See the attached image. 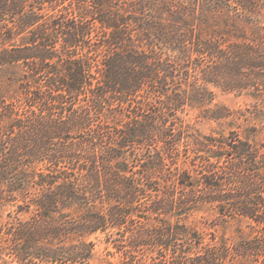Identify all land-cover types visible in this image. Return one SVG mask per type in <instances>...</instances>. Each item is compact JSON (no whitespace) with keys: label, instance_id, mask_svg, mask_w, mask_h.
I'll return each instance as SVG.
<instances>
[{"label":"trees","instance_id":"trees-1","mask_svg":"<svg viewBox=\"0 0 264 264\" xmlns=\"http://www.w3.org/2000/svg\"><path fill=\"white\" fill-rule=\"evenodd\" d=\"M186 106L259 122L200 135ZM4 197L22 264H88L97 231L123 264H264V0H0ZM204 208L250 232L205 242L180 220Z\"/></svg>","mask_w":264,"mask_h":264},{"label":"rangeland","instance_id":"rangeland-1","mask_svg":"<svg viewBox=\"0 0 264 264\" xmlns=\"http://www.w3.org/2000/svg\"><path fill=\"white\" fill-rule=\"evenodd\" d=\"M214 99L211 106L223 105L232 111L244 112L249 115V111L263 108L262 103L254 99L252 96L246 93H239L237 91H226L220 88H213ZM249 109V111H247ZM239 112L236 114L238 115ZM178 116L182 119L184 124L191 126L195 132L200 135H217L218 133L227 134L233 127L236 128L239 123L241 126L248 123H258L259 119L251 117L248 121L244 118L235 119L236 123L228 125V119H209L202 116L201 109L196 107L186 106L183 112H179ZM182 149V146H181ZM191 157H192V153ZM190 159H187V163ZM42 166V165H39ZM21 201H5V197L0 201V264H22L17 261L13 254L9 253L10 248L14 245V239L12 234L13 226H15L18 220H24L28 217L29 213L24 210L18 211L17 204ZM176 218H172L174 221ZM181 221L186 222L190 226H193L204 236L205 242H210V233L219 239L222 235L227 238H235L237 236L236 228L238 225L242 227L243 235L250 232L247 227V222L237 221L224 222L220 219L215 211L212 209H201L193 212H189L186 216L180 218ZM253 224V222H252ZM117 235L110 232L97 231L88 235L85 239L91 242V257L88 264H123L126 260L122 250L118 249L117 242L114 239ZM149 256H155L154 261H159L161 257H158L155 253H149ZM147 256L142 258L140 262L133 264H153V260ZM137 258V257H136ZM137 261V259L135 260ZM59 264V263H55ZM70 264V263H67ZM219 264H235L230 261H224Z\"/></svg>","mask_w":264,"mask_h":264}]
</instances>
